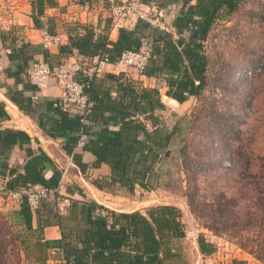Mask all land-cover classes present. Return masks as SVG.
<instances>
[{
    "label": "trees",
    "instance_id": "16d2710c",
    "mask_svg": "<svg viewBox=\"0 0 264 264\" xmlns=\"http://www.w3.org/2000/svg\"><path fill=\"white\" fill-rule=\"evenodd\" d=\"M49 0L32 1V18L35 25L41 23L46 3ZM182 2L180 11L173 23L172 31L153 27L149 22L138 19L134 28L120 29L119 38L112 42L107 36H101L94 42L93 28H87L84 35H70V45L62 46L61 53L71 54L78 51L81 60L90 61L95 56H107L111 63H116L125 51H137L146 44L151 46V59L144 76L157 82L155 87H146L140 80H135L126 72L107 73L102 78H88L90 113L85 118L56 110L61 115L60 122L53 127L56 134H70L64 150L73 163L85 176L91 170L103 165L110 168L107 177L93 179V184L101 189L122 188L133 192L137 186L153 189L151 179L161 157L168 154L173 144L176 129L170 130L163 125L160 112L166 109L161 99L160 88H166V96L173 103L183 104L191 97H201L208 82L209 56L205 42L208 40L216 23L238 11L243 0H198L191 5V0H144V4L154 3L167 8ZM91 0H80L90 3ZM15 43L16 35L12 31H1L3 41ZM14 50L9 58L14 59ZM48 63V62H47ZM51 65V64H50ZM51 65V67L57 66ZM78 79H81L80 77ZM100 130L94 131L96 125ZM90 135L83 150L90 152L95 160L91 164L83 161L80 153L74 151L83 135ZM26 134L21 131H7L4 145H11L17 140L24 141ZM23 167L8 168L0 160L1 173L7 175V187L12 191L30 190L45 187L53 191L56 199H66L68 204L63 211L51 212L62 231L59 240H43L35 231L43 230L48 224L45 220L37 229L33 228V217L38 211H32L27 199L8 217L0 216L17 229L4 233L0 229L1 257L6 251L7 241L19 247L18 256L24 253L29 258L31 252L29 240L37 255L36 262L49 264L48 250L57 248L64 251V264H187L179 260L181 248L176 241L186 237L183 212L175 205H160L144 211H117L88 198L79 189L82 199L61 196L58 191L62 173L47 154L33 155ZM180 155L189 161L187 148H180ZM185 160V161H186ZM47 166L54 167V175L46 179ZM187 182V199L196 220L201 226L216 236L227 237L255 260L264 263V189L258 191L252 205L240 202L235 196L225 192H213L207 211H200L194 194V172L184 166ZM264 178V166H262ZM61 180V181H60ZM45 203V202H44ZM199 203V204H198ZM49 207V204L44 206ZM9 218V219H8ZM19 229V231H18ZM27 235V237L21 235ZM199 251L204 256L212 255L217 246L199 234ZM26 244V245H25ZM1 263V261H0ZM221 264H247L244 260L234 259Z\"/></svg>",
    "mask_w": 264,
    "mask_h": 264
},
{
    "label": "rangeland",
    "instance_id": "374dc122",
    "mask_svg": "<svg viewBox=\"0 0 264 264\" xmlns=\"http://www.w3.org/2000/svg\"><path fill=\"white\" fill-rule=\"evenodd\" d=\"M30 1L0 0V26L12 24L19 15L25 14ZM174 8L173 5L158 7L151 15L164 22L166 14ZM205 48L210 64L203 95L191 97L185 105L167 100L169 103L161 113L163 125L170 130L175 128L176 133L168 154L155 167L150 181L153 189L140 186L133 192L119 187L94 189L76 176L74 167H70L66 176L68 182L81 185L94 201L114 210L144 211L160 205L179 207L186 237L176 244L181 248L179 260L187 264H221L242 260L241 255L246 253L235 241L214 235L196 220L186 196L184 166L195 174L193 192L200 211L209 209L211 194L215 191L235 196L249 206L255 196H261L258 191L264 189V0H243L238 11L216 23ZM127 72L139 75L133 69ZM185 146L189 161L180 155V148ZM59 163L63 171L70 162L65 157ZM104 173L101 170L91 176ZM55 201L65 203V199H56L53 195L46 204L51 206ZM15 208V204L0 197V213H7L9 217ZM0 229L8 234L17 232L2 216ZM199 234L217 246L212 255L200 253ZM1 240H7L5 235ZM28 240L29 258L24 253L20 258L18 245L7 241L3 258L0 251V264H39L32 247L34 241Z\"/></svg>",
    "mask_w": 264,
    "mask_h": 264
},
{
    "label": "crops",
    "instance_id": "0c3cea01",
    "mask_svg": "<svg viewBox=\"0 0 264 264\" xmlns=\"http://www.w3.org/2000/svg\"><path fill=\"white\" fill-rule=\"evenodd\" d=\"M32 1L27 5L25 14L19 15L12 24L0 26V160L4 161L8 168L18 169L19 172L24 173L23 167L31 158L29 150L33 155H39L43 152L51 158L56 168L62 173L63 168L59 160L66 157L69 161L71 157L64 150L70 134H56L53 131V127L61 120V115L55 106L61 110L58 101L61 98L62 89L55 81H52L48 89L41 90L36 85L29 83L25 78V74L34 63L39 61L56 65L68 60H81L82 57L79 56L76 49H73L71 54L61 53L60 48L62 46L70 45L69 34L73 36L77 34L84 35L87 28H93L94 42L101 36H107L108 40L112 42L117 41L120 29L111 26L110 11L115 3H120L123 0H91L90 3L85 4L80 3V0H49L46 3L44 15L41 17L39 25H35L31 16ZM197 1L191 0L190 4L196 5ZM155 6L158 8L157 5ZM173 6L176 8L166 14L167 20H170L172 14L177 16L182 2L179 1L178 4ZM137 20V18H132L126 27L134 28ZM1 31H12L16 35L15 43H11L8 35L7 40L3 41ZM44 32L52 36H58L60 38L59 44L45 47L42 39ZM13 50L14 59L11 60L9 55ZM107 73L119 74L120 72L116 71L114 67L108 66L105 71V74ZM127 75L135 80L142 81L146 87L157 86L154 79L142 78L128 72ZM160 92L163 103L168 105L167 100L172 101V99L166 96V88H160ZM187 102L178 104L185 105ZM162 112L159 113L160 116ZM98 130H100V125L97 124L94 131ZM7 131H21L26 134L27 138L25 137L24 141L17 140L16 143L8 146L4 145V137ZM83 137L85 141H88L90 135L85 133ZM82 148L77 146L74 151L82 155L85 163L91 164L95 157ZM73 167L77 171L76 176H79L85 184L94 189L101 188L93 184V179L107 177L110 174V168L107 165L91 170L88 176L83 175L75 163ZM101 170L105 171L104 175L91 176L92 173ZM53 175L54 167L47 166L44 171L45 178L50 179ZM67 178L59 182L58 191L60 195L82 199L78 193V190L81 189L86 195L82 186L78 183L68 182ZM54 204L45 208L44 206L47 204L46 202L43 203L33 217L34 229H37L45 220L49 221L43 230L35 231V235L43 240H59L62 237L60 227L56 225L51 216V212L57 206ZM101 205L110 208L107 205ZM17 209L18 206L15 210ZM241 259L247 261V264H264L253 259L247 253L241 255ZM47 262L49 264H64V251L57 248L49 249Z\"/></svg>",
    "mask_w": 264,
    "mask_h": 264
},
{
    "label": "built area",
    "instance_id": "2783aa9c",
    "mask_svg": "<svg viewBox=\"0 0 264 264\" xmlns=\"http://www.w3.org/2000/svg\"><path fill=\"white\" fill-rule=\"evenodd\" d=\"M155 5L147 6L144 0H123L115 3L110 11L111 26L113 28H124L132 18L142 19L149 22L153 27H158L164 31H172L173 23L176 15H171L170 20L160 21L159 18H153L152 11H155ZM43 45L50 47L58 45L60 38L52 36L47 32L42 36ZM151 46L149 44L142 45L137 51H125L116 63H111L107 56H95L90 61L73 60L64 61L57 66L51 65L45 61H39L25 74L26 80L36 85L39 89H48L55 81L62 89V95L58 101V105L63 112L71 115H79L86 122V117L90 113L92 104L89 101L88 78L95 76L102 78L105 75L108 66L114 67L116 71L126 72L128 69L135 70L140 77L144 78V72L151 59ZM81 79H78V78ZM85 145V139L79 142L78 147ZM68 166L62 171V181L66 178L70 167L74 166L72 157L69 158ZM9 177L1 173L0 165V197L19 206L24 199L32 211L41 208L44 202L50 201L53 191L45 187H37L30 190L12 191L7 187ZM61 181V182H62ZM68 200L65 203L58 204V209L63 211Z\"/></svg>",
    "mask_w": 264,
    "mask_h": 264
}]
</instances>
